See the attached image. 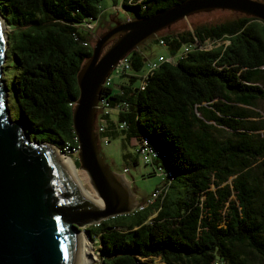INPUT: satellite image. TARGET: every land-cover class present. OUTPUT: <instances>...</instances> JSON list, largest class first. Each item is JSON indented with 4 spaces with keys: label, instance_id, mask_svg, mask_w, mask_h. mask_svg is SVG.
<instances>
[{
    "label": "trees",
    "instance_id": "1",
    "mask_svg": "<svg viewBox=\"0 0 264 264\" xmlns=\"http://www.w3.org/2000/svg\"><path fill=\"white\" fill-rule=\"evenodd\" d=\"M101 1L0 0L10 29L0 77L7 110L30 140V131L40 135L34 142L62 151L76 138L77 74L91 56L86 25L99 19ZM112 1L128 17L141 18L185 0ZM229 13L222 21L170 27L152 38L157 45L164 41L165 57L195 40L213 47L161 63L144 90L137 75L148 58L138 49L128 55V82L102 89L112 106L128 105L117 115L127 122L120 132L131 147L145 140L157 153L149 166L153 174L162 170V185L155 189L161 195L143 209L86 228L98 243L97 264H264V118L258 109L264 101V23ZM10 60L14 112L4 79ZM176 174L186 189L172 199Z\"/></svg>",
    "mask_w": 264,
    "mask_h": 264
},
{
    "label": "water",
    "instance_id": "2",
    "mask_svg": "<svg viewBox=\"0 0 264 264\" xmlns=\"http://www.w3.org/2000/svg\"><path fill=\"white\" fill-rule=\"evenodd\" d=\"M215 10L241 13L264 23V2L185 0L149 17L114 21L91 47L90 58L77 74L79 96L72 124L80 168L103 202L102 209H95L77 191L57 151L47 143L32 142L24 124L10 120L6 88L0 80V264H77L80 229L136 210V199L100 152L96 105L103 83L121 59L157 33L189 16ZM6 50L0 24V77Z\"/></svg>",
    "mask_w": 264,
    "mask_h": 264
},
{
    "label": "rangeland",
    "instance_id": "3",
    "mask_svg": "<svg viewBox=\"0 0 264 264\" xmlns=\"http://www.w3.org/2000/svg\"><path fill=\"white\" fill-rule=\"evenodd\" d=\"M120 1V0H116ZM260 2H264V0H256ZM100 7V17L97 21L93 22L95 24L92 26L93 29H89L91 33L89 34V46L92 47L95 43V40L103 33L105 32L110 26L113 25L114 21H124L128 17L123 9L121 8L120 4L117 6H113L112 0H102L99 4ZM232 11L227 10H215L210 12H202L195 15H192L193 17L189 16L188 18L179 21L180 23H176V25H172L170 31L173 30H181V29H191L192 24H203V23H213L225 20L229 17H231ZM4 22V32L7 36V34L10 32L9 27L6 26V23ZM162 32L157 33L156 36L161 35ZM156 36H153L152 38H155ZM150 38L145 43L141 44L137 49L142 52L148 59L153 60L156 59L158 56H168L166 54V51L163 47L155 44L153 42V39ZM9 68L7 69L4 79L8 84V87L11 90V97L9 99V106L12 112L15 111L14 107V89H13V77L15 73L14 67H12V61L10 60L8 62ZM129 75L123 77H113V88L114 90H117V86L120 84H125L128 82ZM258 109L260 112V115L262 118H264V101L258 104ZM112 118L114 120L117 119V114L115 112L112 113ZM150 135L154 137V133L152 130H150ZM32 142L34 141V137H40V135L36 134L33 131H30ZM51 148H54L52 145L49 144ZM58 151L63 155L64 153L58 149ZM100 152L101 155L105 159V163L108 164L110 169L117 173L121 174L124 168H127V173L125 174V183L129 187V191L132 194L133 198L136 199L137 207L140 205L139 203H142L143 201L149 200L152 197V193L154 190L162 185V177L158 174H153V170L150 166H145L143 164L142 159L138 158V163L136 165L132 164V158L136 157L135 149L127 144V142L123 139L122 133L120 131H115V136L110 137V143L107 145H100ZM124 155H128L126 159L123 158ZM64 156V155H63ZM74 164L77 175L79 178V182L84 190L91 199L94 201L101 200L96 196L94 190L92 189L88 176L86 173L80 168L79 162H78V155H73L68 157ZM77 160V161H76ZM186 186L182 180V178L176 174L175 179L172 182V186L168 190V196L172 199H178L182 197L185 193ZM98 199V200H97ZM94 225V224H92ZM91 226V225H90ZM89 226H86L84 229H80L82 234H84L87 238L86 228ZM90 241L91 247H92V253L93 261L90 264H97L99 262V255H98V243L96 241H93L91 239H88ZM79 264V261H78Z\"/></svg>",
    "mask_w": 264,
    "mask_h": 264
},
{
    "label": "built area",
    "instance_id": "4",
    "mask_svg": "<svg viewBox=\"0 0 264 264\" xmlns=\"http://www.w3.org/2000/svg\"><path fill=\"white\" fill-rule=\"evenodd\" d=\"M95 24H87L86 28L93 29L92 26ZM159 46L164 47L165 43L163 40H159ZM213 47V43L209 41H205L204 45H201L198 43V41L195 40L194 43H190L187 45H183L180 49V51L175 55L171 57H165V56H158L156 59L150 60L146 59L145 61V68L142 73H139L138 76V86L140 90H144L146 85V79L152 74L154 70H156L159 65L163 62H176L178 59L185 57L188 53L192 52L193 50H210ZM127 74L131 73V64L129 57L126 56L123 59H121L111 70L108 77L105 79L103 83V88L112 87L113 84V77H123ZM118 87V86H117ZM102 88V89H103ZM119 88V87H118ZM75 106V104H74ZM128 105L125 102H121L116 104L115 106H112L110 103V100L107 96H104L101 94L97 105H96V133L98 135V141L100 145H107L110 143V135L109 133L112 130L115 131H122L127 128V122L126 120H115L112 118V113L115 112L117 115L121 112H127ZM112 124L115 125V128L112 129ZM135 154L138 158L140 157L143 161L144 165H151L153 158L157 157V153L150 149L148 147L147 141H143L142 143H138L135 145ZM79 147H78V141L77 138L72 142H67L64 144L62 148L63 155L66 157H71L73 155H78ZM153 168V167H152ZM155 168V167H154ZM155 174H158L159 176H162V170L160 168L155 170ZM127 173V168H124L122 173L120 174L122 177L125 178V174ZM161 195V190H154L152 193V197L147 200L145 204H140L136 208V210L143 209L147 204L153 203L159 196ZM217 264V263H214Z\"/></svg>",
    "mask_w": 264,
    "mask_h": 264
},
{
    "label": "bare ground",
    "instance_id": "5",
    "mask_svg": "<svg viewBox=\"0 0 264 264\" xmlns=\"http://www.w3.org/2000/svg\"><path fill=\"white\" fill-rule=\"evenodd\" d=\"M0 24H1L2 39H3L4 44H6L7 43V36L4 32L5 31L4 30L5 25H4L3 19L0 20ZM52 149H54L55 151H57L60 154V156H61V158L65 164L66 169L68 170L69 174L72 176L74 186L76 187L77 191L82 196H84L86 199H88L90 201V203L94 206L95 209H102L104 207V204L102 201L101 202L95 201V200L93 201L91 199V197L86 192H84V190H83V188L79 182L77 171H76V168H75L73 162L68 157L61 155V153L58 151L57 148L54 147ZM120 179H121L122 183L125 185V187L129 190L128 185H126V183H125V178L121 176ZM80 236H81L82 243H81V251H80V254L78 257L79 264H90L93 261V256L91 255V253L93 251H92L90 241L88 240V238L84 234H82V232L80 233ZM78 261H77V264H78Z\"/></svg>",
    "mask_w": 264,
    "mask_h": 264
},
{
    "label": "crops",
    "instance_id": "6",
    "mask_svg": "<svg viewBox=\"0 0 264 264\" xmlns=\"http://www.w3.org/2000/svg\"><path fill=\"white\" fill-rule=\"evenodd\" d=\"M116 114H117V113H116ZM114 122H115V120H114ZM112 125H113V126H112V129L115 128V125H114V124H112Z\"/></svg>",
    "mask_w": 264,
    "mask_h": 264
}]
</instances>
